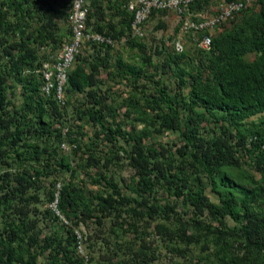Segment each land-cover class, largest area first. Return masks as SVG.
<instances>
[{
  "label": "trees",
  "instance_id": "16d2710c",
  "mask_svg": "<svg viewBox=\"0 0 264 264\" xmlns=\"http://www.w3.org/2000/svg\"><path fill=\"white\" fill-rule=\"evenodd\" d=\"M103 1L91 0L88 25L108 34L105 25L92 21L97 13L106 15ZM209 1L196 0L191 11H200ZM246 5L232 26L214 37L212 50L203 54L193 74L182 68L186 52L170 55L159 67L145 45L127 43L143 54L145 66L118 71V78H140L149 68L154 73H146L147 78L155 81L161 72L166 83L163 76L172 72L178 81L174 94L156 81L157 92L151 95L134 85L133 93L113 107L99 77L101 69H111L109 60L101 58L111 49L89 46L96 58L90 69L81 52L68 73L65 93L84 96L78 113L99 129L87 142L73 129L64 132L66 122L60 118L66 104L54 93L42 94L44 63L70 39L71 0H0V264H87L78 251L77 228L82 225L88 230L84 246L90 248V264H183L181 259L264 264V120L253 131L244 130L247 120L264 114V0L254 9ZM157 13L165 12L152 17ZM115 15L123 19L107 24L120 40L132 21L125 11ZM108 76L114 80L112 72ZM19 85L20 107L12 101ZM106 106L108 114L102 109ZM115 109H126L125 114L128 109L126 116L134 114L145 128L128 131L116 118L106 122ZM166 133L179 135L177 151L147 144V139ZM65 142L72 149L66 151ZM245 159L258 180L254 174H241ZM114 164L134 172L128 195L113 175L99 172L112 170ZM91 168L102 180L86 172L82 179L81 171ZM231 170L241 173L234 177ZM89 182L105 184L106 192L88 190ZM207 188L218 201L211 200ZM180 199L191 215L177 211ZM227 218L237 224L234 229L225 225ZM176 219L181 225H173ZM157 242L168 248L165 254ZM195 248L200 250L196 258L190 254Z\"/></svg>",
  "mask_w": 264,
  "mask_h": 264
},
{
  "label": "rangeland",
  "instance_id": "374dc122",
  "mask_svg": "<svg viewBox=\"0 0 264 264\" xmlns=\"http://www.w3.org/2000/svg\"><path fill=\"white\" fill-rule=\"evenodd\" d=\"M111 1V3H110ZM124 0H104V8L106 11V19H110L112 22H114L117 19V22L114 24L119 23V21L121 19H123V17L120 15L119 16H114L115 13H119V11H124L122 9V5ZM231 1V0H228ZM248 1V0H247ZM109 2V3H108ZM258 0H251L249 1L250 3V7H252L253 9L256 8V4H257ZM110 4V5H109ZM120 4H122L120 6ZM90 5H91V0H90ZM221 4L218 2H215L213 0H210L207 5H205L203 7V9H201L200 11H194L191 13V15H189V17L196 21L199 18H204L206 16L210 17V16H215L217 15L220 10H221ZM114 16V17H113ZM239 17V16H238ZM95 18L94 17L92 19V21L95 23ZM237 19V16H235L234 20ZM234 20H229L227 22H225L223 25H221L218 29H216L215 31L212 32L213 37H216L219 33L223 32L226 29H229ZM65 25H62L63 27V33L67 34L68 30L67 27H64ZM70 27V24H69ZM92 27V26H91ZM93 28V27H92ZM110 25L108 24V27H106V31L109 32L108 34L113 35L112 32H110L109 30ZM121 28V26H120ZM120 30V29H118ZM182 20L174 13L172 12H165V13H157V15H155V17H152L148 23L145 26V31H146V36L143 39H138V38H132L130 30L127 31V33L125 34L124 38L122 37L120 40L117 39L118 42V46L116 48H110V55L108 56L105 53L101 54V58H107L109 60V62L111 63V69L109 70H104L101 69L100 71V75L99 77L102 79L103 84L101 85V91L103 94L109 93L111 95V97L108 99V103L109 105H112L113 107L118 106L119 103H122V101L129 97V95L131 93H133V89L132 87L134 85H136L137 87L140 88V90L142 92L146 91L145 95H151L153 93L157 92V84L155 83L158 82V85L160 84L161 88L164 85H167L170 87V91L172 94H174L177 91V79L173 76V73L170 72V74L163 76L166 83H162L161 79V72H157V76H156V80H150L149 78H147V74L146 73H154L153 70H149V68L146 70H144L146 73L142 74V76L140 78H136L131 74H128L127 77L125 79H120L118 78L119 75L117 74L118 71H122L124 72V69L129 68V67H144L145 65H143L142 62V53H140L138 51V49L133 48L131 46V44L127 45L128 42L131 41H135V42H139L140 44L145 45V47H147V53L151 55L153 61H155V64L159 67H163L165 60H169V57H171L170 55L172 54H176L174 52V41L177 40H181L184 45H185V52L187 53V60L183 59L182 60V68L186 69V73L187 75L189 74H193L195 72L194 66H199L200 65V59L201 57L203 58V54L207 53V51L201 49L199 47V43L201 40V36L200 35H195L193 33H189L187 35H184L182 33ZM69 38H71V33L69 34ZM82 56L84 58H88L89 60L86 62V67H88V69H90V67L93 66L94 64V60L95 58V54L94 52H92L90 50V47L88 45H86V47H84L82 49ZM184 52V53H185ZM165 54L166 56H163V54ZM94 55V56H93ZM55 55H52V57L50 58L52 61L54 60ZM190 60H192V64L190 62ZM75 64V63H74ZM149 70V71H148ZM112 72V74H114V80H112L110 78V76H108V73ZM125 73V72H124ZM156 73V72H155ZM146 88V89H145ZM185 93H188V90H184ZM143 102L146 101V99L144 98V96H142V93H140L139 96ZM66 101L68 103H66L67 106V112L61 111L62 116L60 118L61 121L66 122L64 123V132L68 133L69 130H74L73 132L75 133L76 137L79 139H83L85 141L88 142L89 139H93L96 138L97 133H99V129L93 125L92 123H89L88 118H81V116L79 115V110L78 108H82L83 109V100L84 96L82 95H77L75 97H67L66 96ZM12 101H13V105L15 104L16 106L20 107L23 104V97H22V86H18L16 89V92L14 94V96L12 97ZM144 104V103H143ZM102 109L104 110V114H108V109L107 106L106 107H102ZM149 111L150 113H152L150 110H146ZM126 109H115V113L114 116L112 117H108V119L106 120V122H109L112 118H116L117 121H121V122H125V128L129 131L131 129H133L134 127L137 129V131H140L142 129L145 128V126L143 124H140L138 122L135 121L134 114H131V116H126V114L129 112L127 109V113L125 114ZM148 112V113H149ZM125 114V116H124ZM60 120L57 119V122H60ZM113 120V119H112ZM264 120V114L263 115H259L256 116L254 118H251L249 120H247L244 124V130L246 131H253V129L259 125L262 126V121ZM151 125V124H150ZM55 127L59 126L58 124L54 125ZM151 127H154L151 125ZM165 135L164 137L160 138H156L154 139H150V140H146L147 144L149 145H153V146H164V147H168L171 149L172 152L177 151V146H175L176 144H179L180 139H179V135L178 134H168ZM70 134H65V138H68ZM73 136V139L76 138ZM67 143V142H65ZM159 143V144H158ZM125 144V143H124ZM66 145V144H65ZM69 144L67 143L66 147H68ZM109 145L107 144H103V147L106 148V151H108V154L110 153V148L108 147ZM174 146V147H173ZM180 146V144L178 145ZM70 147V148H69ZM69 149H72L71 146H69ZM100 150V149H99ZM68 151V150H67ZM66 152V151H65ZM72 152L71 150L69 152L66 153H70ZM178 160H180V156L176 157ZM125 165V164H124ZM250 159H245L241 168V172L239 171H235V170H231L232 171V175L234 177H236L239 173L244 174V175H255V177L257 178L256 180H258L259 175L257 172H255V170L253 169L252 166H250ZM87 175L89 173H92L95 178L97 179H101L98 177L97 174V170H95L94 168L89 169L88 171H81V176L82 179L86 178V173ZM100 173L105 172V174H109V175H113L116 182L119 183L120 188L122 189V191L125 194H129L130 193V187L132 185L133 182V175L134 172L133 170L125 165V166H119V165H113V169H109L107 170L106 168H103V171L99 170ZM89 179V178H88ZM102 180V179H101ZM137 180V179H135ZM244 181H246L245 179H243ZM103 183H106L105 180H103ZM94 184L93 182H89V184H87V188L92 189L94 191H99V193L102 192H106L107 188L105 189V184ZM60 187V186H58ZM164 192H162V196L164 197V199H169L167 194H163ZM206 193L207 195H210L211 200L212 201H218V197L216 195H214L211 190L209 188L206 189ZM237 194L240 196L241 193L237 192ZM182 199H180L177 203V211L182 213V214H189L191 215V212H189V210L187 208L184 207L183 202H180ZM55 204H50L47 205L48 207H52L54 208ZM43 207H46V205H44ZM44 209V208H43ZM55 210V209H54ZM173 225L174 226H179L180 221L173 220ZM225 225L227 227H229L230 229H234L237 224L231 219V218H227L225 221ZM106 230H109V228L111 227V223L108 222L106 224ZM96 227L95 226H91L90 229L94 230ZM88 230L87 228L82 225L80 228H77V233L80 235L81 237V242L83 245V256L89 258L88 253H90V248L88 250V246H84V242H85V234H87ZM127 241L132 242L131 240H134L135 237H127ZM116 244L115 239L112 240V246L114 247ZM156 247H158L159 251L163 254H165L168 251V248L164 245H162V242H157ZM195 251V252H194ZM103 252L105 253V249H103ZM200 250L195 248L193 249V251H191V257L196 258L195 255H199ZM165 260V259H164ZM184 259H181L180 263H185V264H196V261L191 262V261H187L184 262ZM166 261V260H165ZM162 262V261H161ZM87 264H90L89 259Z\"/></svg>",
  "mask_w": 264,
  "mask_h": 264
},
{
  "label": "built area",
  "instance_id": "2783aa9c",
  "mask_svg": "<svg viewBox=\"0 0 264 264\" xmlns=\"http://www.w3.org/2000/svg\"><path fill=\"white\" fill-rule=\"evenodd\" d=\"M70 1V0H69ZM196 0H130L122 5V9L131 16V36L132 38L143 39L146 36L145 26L152 18L154 12H172L182 20V33L187 35L193 33L200 35L201 40L199 47L205 51L212 50L213 35L212 32L218 29L226 21L234 18L236 13L243 11L248 4L241 0L230 1L217 0L222 3L220 12L215 16H206L198 20H192L191 6ZM90 0H71V8L69 10L68 23L71 28V38L65 41L62 48L55 54L54 60H50L43 65L44 85L42 94L51 96L55 94L57 101L65 105L66 93L65 86L68 80V73L73 67L76 57L81 53L82 49L92 45H104L109 48L118 46L117 39L110 34H102L94 31L88 25L90 13ZM124 38V37H123ZM121 39V38H120ZM119 40V39H118ZM175 51L182 53L185 50L184 43L181 40L174 42ZM48 49V46L45 50ZM94 52V50H91ZM66 151L69 150L64 144L62 146ZM54 209L56 206L54 205ZM78 251L83 255V245L79 236ZM86 261L88 262V258Z\"/></svg>",
  "mask_w": 264,
  "mask_h": 264
},
{
  "label": "crops",
  "instance_id": "0c3cea01",
  "mask_svg": "<svg viewBox=\"0 0 264 264\" xmlns=\"http://www.w3.org/2000/svg\"><path fill=\"white\" fill-rule=\"evenodd\" d=\"M109 3V2H108ZM110 3H111V1H110ZM103 4L105 5V3H104V1H103ZM110 5V4H109ZM106 13V12H105ZM116 14V13H115ZM114 14V16L116 17V15ZM96 18H95V23H96V25H100V24H102V25H105V27H108V21H111L110 19L108 20V19H106L105 18V16L106 15H104L103 17H99V13H97L96 15ZM94 16V17H95ZM113 16V17H114ZM112 22V21H111ZM117 22V19L114 21V22H112L113 24L114 23H116Z\"/></svg>",
  "mask_w": 264,
  "mask_h": 264
},
{
  "label": "clouds",
  "instance_id": "9594fccd",
  "mask_svg": "<svg viewBox=\"0 0 264 264\" xmlns=\"http://www.w3.org/2000/svg\"><path fill=\"white\" fill-rule=\"evenodd\" d=\"M213 1H215V2H218V3H220L219 1H217V0H213ZM228 1V0H227ZM236 1V0H235ZM228 2H230V1H228ZM126 3V2H125ZM221 5H222V3H220ZM192 7V6H191ZM222 7V6H221ZM90 10V9H89ZM192 12V11H191ZM236 15V14H235ZM234 15V16H235ZM232 20V19H231ZM229 21V20H228ZM227 22V21H226ZM213 39H214V37H213ZM175 41H177V39L175 40ZM174 41V42H175ZM212 46H213V42H212ZM173 47H174V44H173ZM184 47H185V45H184ZM174 52L176 53V54H183L184 52H185V50H184V52H182V53H177L176 51H175V47H174ZM207 52H209V51H207Z\"/></svg>",
  "mask_w": 264,
  "mask_h": 264
}]
</instances>
